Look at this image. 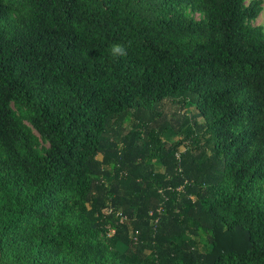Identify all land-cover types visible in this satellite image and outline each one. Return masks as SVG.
<instances>
[{
	"label": "trees",
	"instance_id": "1",
	"mask_svg": "<svg viewBox=\"0 0 264 264\" xmlns=\"http://www.w3.org/2000/svg\"><path fill=\"white\" fill-rule=\"evenodd\" d=\"M261 11L260 0H0V264H264ZM166 99L193 107L211 142L196 193L205 253L180 230L189 202L157 222L140 204L156 189L137 183L159 178L150 159L123 195L101 182L120 170L100 168L108 131ZM193 135H155L161 165L195 150Z\"/></svg>",
	"mask_w": 264,
	"mask_h": 264
},
{
	"label": "rangeland",
	"instance_id": "2",
	"mask_svg": "<svg viewBox=\"0 0 264 264\" xmlns=\"http://www.w3.org/2000/svg\"><path fill=\"white\" fill-rule=\"evenodd\" d=\"M250 1L251 0H246V4ZM260 1L262 2V11L253 24L264 27V0ZM203 124V120L197 116V111L193 107L184 106L178 99H166L150 112L136 111L122 116L117 125L110 129L104 137L102 146L108 148L99 159L101 162L100 168H103L104 172L107 171L111 173L113 177L116 173L113 168L114 164L120 169L117 182L109 184L101 177V182H104L105 189H110V192H112L114 196L118 194L123 195L125 193L124 189L128 190V187H133V183L131 182H133L132 179L136 175V171L139 169L142 162L148 163L150 159L154 172L159 174V178L153 180L151 177L150 180L137 183L139 189H144L146 182H152L153 188L156 189L154 194L150 191V198L143 199L140 201V204H144V210L149 217L154 216V214L158 215L157 219L153 220L157 222L159 216L164 214L165 216L174 217L175 212L189 202L193 206L192 219H190L191 222H185L182 227H180V230H191L195 235L192 238L196 240L198 249L205 253L204 249L208 246L210 238L204 231V215L201 213L200 207L197 204L198 197L196 193L198 185L202 183V177L206 171L203 163L210 159L212 152L210 140L206 141L202 135ZM135 131L140 133L134 142V146L132 141ZM189 132H193L194 135L190 138L191 140L188 139L187 144L194 147L195 150L191 151L181 148V152H177L174 155V160H169L170 158L165 160L169 163L163 167L160 159L161 153H158L154 148L156 147L155 135H157L162 142L172 144L180 139L188 137ZM196 137H201V139L198 145L193 146L192 139H196ZM131 145H133L134 148L147 145L151 149V152H149V155L141 153H137L136 155ZM37 147L40 149L47 147V144L42 142L38 136ZM181 155L184 157H181ZM174 162H177L175 165L177 169H174ZM123 165H125L127 169H123ZM141 172L142 170H140V173ZM124 176L128 178V181L120 186L119 181L122 180ZM135 181L137 182L136 177ZM262 194L264 197V193ZM158 195L159 197H157ZM168 199H171L170 202ZM167 200L169 204L166 208L165 201ZM136 201H138V199H136ZM149 201L154 202L151 203ZM97 208L98 213H103L105 205L99 204ZM110 209H113L112 206H110ZM121 212V209H119L118 215L123 216L124 219L125 215H122ZM107 229L106 235L108 237L111 236L113 232L108 227ZM183 235H188V233H183ZM156 255L155 253V256ZM148 264H150V262Z\"/></svg>",
	"mask_w": 264,
	"mask_h": 264
},
{
	"label": "clouds",
	"instance_id": "3",
	"mask_svg": "<svg viewBox=\"0 0 264 264\" xmlns=\"http://www.w3.org/2000/svg\"><path fill=\"white\" fill-rule=\"evenodd\" d=\"M111 54L113 56H126L127 55V47L122 43H115L111 46Z\"/></svg>",
	"mask_w": 264,
	"mask_h": 264
}]
</instances>
